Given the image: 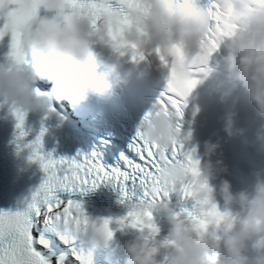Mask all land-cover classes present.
Wrapping results in <instances>:
<instances>
[{
	"label": "clouds",
	"instance_id": "obj_1",
	"mask_svg": "<svg viewBox=\"0 0 264 264\" xmlns=\"http://www.w3.org/2000/svg\"><path fill=\"white\" fill-rule=\"evenodd\" d=\"M36 4L43 14L36 11L22 26L27 63H0V96L25 112L49 110L51 98L105 99L124 82L121 60L127 57L124 63L158 72L163 85L137 126L144 139L162 149L183 145L197 162L193 168L161 152L153 185L157 199L149 208L155 231L136 228L124 242V264H264V167L249 173L247 187L234 189L221 139L190 144L200 109L194 105L192 118L184 115L193 92L211 79L219 101H233L218 117L226 137L245 132L236 124L235 106L244 100L259 120L256 139L264 142V0ZM117 35L123 54L115 47ZM38 75L51 83L47 91L35 86ZM170 80L195 82L179 116L159 103ZM154 217L166 221V228Z\"/></svg>",
	"mask_w": 264,
	"mask_h": 264
},
{
	"label": "snow or ice",
	"instance_id": "obj_2",
	"mask_svg": "<svg viewBox=\"0 0 264 264\" xmlns=\"http://www.w3.org/2000/svg\"><path fill=\"white\" fill-rule=\"evenodd\" d=\"M7 2V10L0 7V36L11 34L10 50L7 53L9 62L26 64L27 58L22 46V26L36 13V0H0V5ZM123 3L129 0H122ZM115 47L123 54L124 43L116 37ZM135 47H138L136 45ZM158 51V50H157ZM142 55V53H140ZM194 81L176 84L170 80L159 103L175 109L177 115H181L187 104V97L194 86ZM52 110L51 104L49 111ZM13 113L19 129L17 139L26 135L23 129L25 111L20 107H13ZM147 113L145 117H147ZM180 127V122H177ZM45 129L42 127L40 134L30 141L25 147L31 148L30 159L38 160L45 172V178L33 193L32 201L24 211L0 210V264H46L41 254L33 248L32 237L29 231L28 211L38 203H45L49 210L60 209L66 217L83 220L87 223V217L80 202L69 199L62 201L57 193L59 190H78L94 188L100 183L110 182L118 186L120 202L128 209L125 215L116 217L118 226L125 224L133 228L155 231L149 211L151 203L157 199L153 190L158 170L161 152L169 159L184 160L193 168L196 161L191 152H187L183 145L174 144L166 149L144 139L137 128L135 135L128 143V152H121L119 161L113 166L102 162L96 152L80 153L72 157H54L51 153L42 152V137ZM62 205V208H61ZM215 212V208H213ZM112 218L102 221L103 229L111 235L109 225Z\"/></svg>",
	"mask_w": 264,
	"mask_h": 264
},
{
	"label": "bare ground",
	"instance_id": "obj_3",
	"mask_svg": "<svg viewBox=\"0 0 264 264\" xmlns=\"http://www.w3.org/2000/svg\"><path fill=\"white\" fill-rule=\"evenodd\" d=\"M39 76V75H38ZM41 79H42V83H37V79H36V86H37V88L39 89V90H41V91H47L48 90V88L44 85V83H45V79H43L42 77H40ZM41 85H44V86H41ZM94 99H96L97 101H99L97 98H95L94 97ZM104 100V99H103ZM53 101H54V103L59 107L60 106V104H62L61 106H60V111L62 112V115L66 118V119H68L69 120V114L71 113L70 111H68L67 112V110L68 109H70L69 107H68V105H64L63 104V99H62V103H60V104H58V102H57V100L55 99V98H53ZM67 104V103H66ZM100 104L103 106V110H104V114H107L108 113V110L105 108V106H104V104H103V102L102 101H100ZM63 106H66V109L63 107ZM73 116H76L75 114H73ZM85 128H87V130H88V132H87V134H85V133H81L80 132V134L83 136H79V138H81V139H85V140H89L90 139V137H92L91 135H93L94 137H98V138H101L102 140H104V137H103V135H102V133H100V132H98L97 130H94L93 132H91L90 131V129L88 128V126L86 125V124H84L83 125ZM73 132L75 133L76 132V130H75V128H73ZM40 206H41V203H38ZM79 239H81V240H83V237L82 236H80V235H76ZM34 241L36 242V246L41 250V251H45L46 253H47V251H46V249L43 247V245L36 239V238H34ZM52 241H58V242H60L59 241V239H57V237H52ZM99 249V248H98ZM43 251V252H44ZM100 251V250H99Z\"/></svg>",
	"mask_w": 264,
	"mask_h": 264
}]
</instances>
